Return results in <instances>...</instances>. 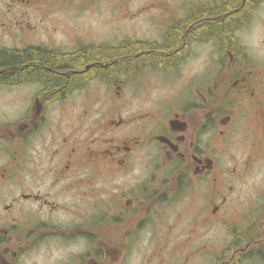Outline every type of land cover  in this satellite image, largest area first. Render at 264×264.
Here are the masks:
<instances>
[{
    "label": "flooded vegetation",
    "instance_id": "flooded-vegetation-1",
    "mask_svg": "<svg viewBox=\"0 0 264 264\" xmlns=\"http://www.w3.org/2000/svg\"><path fill=\"white\" fill-rule=\"evenodd\" d=\"M263 6L0 0V264H264Z\"/></svg>",
    "mask_w": 264,
    "mask_h": 264
},
{
    "label": "rangeland",
    "instance_id": "rangeland-1",
    "mask_svg": "<svg viewBox=\"0 0 264 264\" xmlns=\"http://www.w3.org/2000/svg\"><path fill=\"white\" fill-rule=\"evenodd\" d=\"M130 7H134L132 4ZM120 15V11L111 5V1H102L98 6L91 9L84 15V18L91 23L93 26H98L104 20H106L107 25L106 30L104 28L103 32L106 34H114L115 26L111 19H115ZM79 18V17H76ZM81 19V18H80ZM86 21V22H87ZM264 6L259 10L258 19L253 21L250 28L242 33L243 38L247 42V46L253 50L252 54L256 59L264 56V45H261L259 41L264 39ZM102 31V29L100 30ZM233 152L237 157H240L246 147V140L242 130L236 132L232 137ZM225 161H228L226 158ZM262 175L261 171H256L249 177H260Z\"/></svg>",
    "mask_w": 264,
    "mask_h": 264
},
{
    "label": "trees",
    "instance_id": "trees-1",
    "mask_svg": "<svg viewBox=\"0 0 264 264\" xmlns=\"http://www.w3.org/2000/svg\"><path fill=\"white\" fill-rule=\"evenodd\" d=\"M73 78V77H70V79ZM72 80V79H71ZM58 82H61V80L59 79Z\"/></svg>",
    "mask_w": 264,
    "mask_h": 264
}]
</instances>
